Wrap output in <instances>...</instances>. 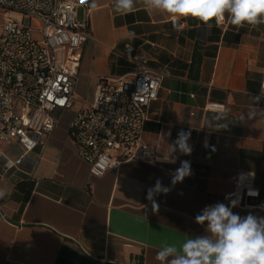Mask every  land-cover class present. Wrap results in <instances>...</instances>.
<instances>
[{
    "label": "crops",
    "instance_id": "obj_1",
    "mask_svg": "<svg viewBox=\"0 0 264 264\" xmlns=\"http://www.w3.org/2000/svg\"><path fill=\"white\" fill-rule=\"evenodd\" d=\"M95 4L75 94L86 105L102 78L130 76L133 56L144 58L164 75L144 128L160 161L131 162L95 177L68 137L75 112L62 113L47 145L29 154L32 163L5 173L0 165V264H60L65 248L97 264H159L164 243L179 246L205 234L195 216L206 205L228 204L240 172L254 174L260 194L256 208L233 212L264 217V24L237 28L226 15L225 24L209 28L189 17L177 20L176 30L171 18L148 12L139 0L127 15L114 11V0ZM209 104L225 110L207 111ZM181 130L191 132V155L177 152L176 163L163 162ZM3 151L13 161L24 155L18 143ZM182 160L192 174L173 186ZM157 179L171 191L155 197L154 210L146 195Z\"/></svg>",
    "mask_w": 264,
    "mask_h": 264
},
{
    "label": "built area",
    "instance_id": "obj_2",
    "mask_svg": "<svg viewBox=\"0 0 264 264\" xmlns=\"http://www.w3.org/2000/svg\"><path fill=\"white\" fill-rule=\"evenodd\" d=\"M90 12L91 0H0V165L4 173L32 163L29 154L43 149L60 115L73 110L82 47L93 39ZM172 24L176 30L182 28L178 21ZM132 62L135 71L130 76L102 78L92 100L68 124L78 158L95 177L131 162L160 161L157 148L144 140V128L164 75L138 55ZM205 110L223 112L225 105L209 104ZM13 143L24 149L16 161L2 150ZM259 194L254 174L240 172L233 195L237 208H256L252 202Z\"/></svg>",
    "mask_w": 264,
    "mask_h": 264
},
{
    "label": "clouds",
    "instance_id": "obj_3",
    "mask_svg": "<svg viewBox=\"0 0 264 264\" xmlns=\"http://www.w3.org/2000/svg\"><path fill=\"white\" fill-rule=\"evenodd\" d=\"M140 4L150 13L167 15L175 23L180 18H194L207 27L212 22L218 25L227 15L230 22L237 28L245 24L257 26L264 24V0H139ZM96 7L95 0L91 5ZM137 6V0H114V11L121 15L132 13ZM130 39L135 38L134 32H129ZM223 114L220 117L222 118ZM212 129L227 126L209 124ZM190 131L181 130L176 140L170 145L171 152L163 162L176 163L178 157L174 153L191 155L192 145L189 143ZM205 147H208L205 142ZM190 161H180V167L172 174L171 184L183 182L190 176ZM171 188L163 185L157 179L154 186L147 189L146 199L157 208L155 197L167 195ZM251 195L258 193L251 192ZM233 194H226L228 204L217 202L206 205L194 220L205 227V234L190 237L179 246L164 243L156 253L159 264H264V217L249 212L240 216L233 212L238 201ZM264 210V205L259 206Z\"/></svg>",
    "mask_w": 264,
    "mask_h": 264
},
{
    "label": "water",
    "instance_id": "obj_4",
    "mask_svg": "<svg viewBox=\"0 0 264 264\" xmlns=\"http://www.w3.org/2000/svg\"><path fill=\"white\" fill-rule=\"evenodd\" d=\"M60 264H97L71 248H65Z\"/></svg>",
    "mask_w": 264,
    "mask_h": 264
},
{
    "label": "rangeland",
    "instance_id": "obj_5",
    "mask_svg": "<svg viewBox=\"0 0 264 264\" xmlns=\"http://www.w3.org/2000/svg\"><path fill=\"white\" fill-rule=\"evenodd\" d=\"M75 99H76V104H75L73 110L71 111V113L80 112L83 109V107L85 106V103L87 101V100H85V97H83L79 94H75ZM3 147H2V150H3ZM19 151H20L19 149L18 150L16 149V150H14V153H17Z\"/></svg>",
    "mask_w": 264,
    "mask_h": 264
}]
</instances>
